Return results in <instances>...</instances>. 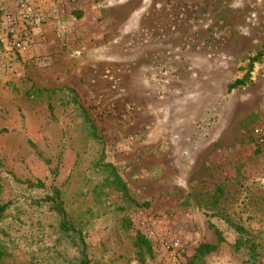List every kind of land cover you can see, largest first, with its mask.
Wrapping results in <instances>:
<instances>
[{
	"label": "rangeland",
	"instance_id": "374dc122",
	"mask_svg": "<svg viewBox=\"0 0 264 264\" xmlns=\"http://www.w3.org/2000/svg\"><path fill=\"white\" fill-rule=\"evenodd\" d=\"M259 52L264 0H0V264H80L53 188L91 264H264Z\"/></svg>",
	"mask_w": 264,
	"mask_h": 264
},
{
	"label": "trees",
	"instance_id": "16d2710c",
	"mask_svg": "<svg viewBox=\"0 0 264 264\" xmlns=\"http://www.w3.org/2000/svg\"><path fill=\"white\" fill-rule=\"evenodd\" d=\"M262 55H264L263 52H259L257 55L246 58V70L245 74L237 79L233 84H231L228 87V90H232L234 88L243 87L245 85L250 84L251 82V74L254 70V67L258 65L260 62ZM86 121L89 123V129L91 131V135L94 137L96 136V129L91 120L86 117ZM106 169H110L111 167L109 165H105ZM29 187H37L41 188L42 184L38 183L37 186L34 184L27 182ZM119 187L125 188L123 184H118ZM34 205H47L49 207V210L53 212L57 218H58V232L63 235L67 240L68 243L76 249L77 253L81 256L80 264H91L90 260L88 259V255L86 253V246L84 243V236L82 234V231L73 225L65 211V208L63 207V204L60 200V192L58 189L53 188L51 193L48 195H45L41 199L33 201ZM7 204H1L0 205V219L3 218L5 210H6ZM232 225V224H231ZM235 227V229L239 233H243L244 230L237 226L232 225ZM215 234L218 237V243L222 242L223 239L221 237V233L219 231H215ZM133 246L136 247L140 252H143L144 254L151 255V244L150 241L147 240L143 235L137 234L135 237V240L133 241ZM195 254L194 258L202 260L205 257L209 256L210 254L215 252V247L208 246V245H199L195 248ZM3 257L2 253L0 252V259Z\"/></svg>",
	"mask_w": 264,
	"mask_h": 264
},
{
	"label": "built area",
	"instance_id": "2783aa9c",
	"mask_svg": "<svg viewBox=\"0 0 264 264\" xmlns=\"http://www.w3.org/2000/svg\"><path fill=\"white\" fill-rule=\"evenodd\" d=\"M26 16L24 10L20 12V17L24 18ZM6 19L9 21V17L6 16ZM18 48H20V45H17ZM254 136L259 139V142H264V128L260 129V130H255L254 131ZM139 230L143 231V235L145 238L147 239H152L155 240L156 237L158 236V233L156 231V229L152 226L151 223L148 222H138L137 225ZM170 238V239H169ZM169 239V240H168ZM178 239L176 238H171L168 235H164L163 237V245L166 246V248H169V246H176L178 244Z\"/></svg>",
	"mask_w": 264,
	"mask_h": 264
}]
</instances>
